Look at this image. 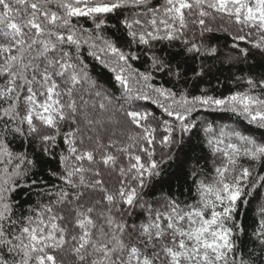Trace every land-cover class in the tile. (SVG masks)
Instances as JSON below:
<instances>
[{
	"label": "snow or ice",
	"instance_id": "1",
	"mask_svg": "<svg viewBox=\"0 0 264 264\" xmlns=\"http://www.w3.org/2000/svg\"><path fill=\"white\" fill-rule=\"evenodd\" d=\"M256 58L264 65V0H0V264H264ZM216 64L250 71L228 94L199 88ZM197 134L207 152L193 161ZM44 156L59 183L31 180L38 199L20 212L13 194ZM174 161L184 199L163 187ZM245 207L257 214L251 249Z\"/></svg>",
	"mask_w": 264,
	"mask_h": 264
},
{
	"label": "trees",
	"instance_id": "2",
	"mask_svg": "<svg viewBox=\"0 0 264 264\" xmlns=\"http://www.w3.org/2000/svg\"><path fill=\"white\" fill-rule=\"evenodd\" d=\"M87 26V25H86ZM235 26H230V31H234ZM247 32L248 29H245ZM217 40L221 45L225 43H231V38L226 34H218ZM242 47H246L249 45L241 42ZM88 62L94 63L88 58ZM249 64L253 65L251 71L261 72L264 71V65L259 62V58L255 60H250ZM249 64H241L236 68H231L229 65L220 66L216 64L213 68V72L210 77L206 78L205 81L199 83V88H208L209 90H215L216 94L224 93L228 94L230 90H236L238 85H236L233 81V77L236 75H247L250 71ZM137 66L141 67V70L144 69L147 65H142L140 62H137ZM243 69V71H241ZM96 72L100 75L102 79H106L107 76L105 73L97 66ZM219 81V87H217V82ZM155 83L159 86L160 84H164L165 87H171V85L167 82V78L163 76H157ZM194 94H199L198 89L192 88ZM147 107L149 110L156 112L157 115L161 114V110L157 108L156 105L152 104L148 101L139 102ZM202 116H206L208 120L215 121L217 124L220 123H230V124H238L243 127V122L239 121L238 117L234 116L231 113L225 112H206L201 114ZM254 134L259 136L264 132V130H253ZM194 143L192 147L188 150V156L193 161L201 156L202 154L207 152V149L201 144L200 136L197 134L194 136ZM11 148L14 152L27 151L29 153L30 158H36L39 155L38 149H33L26 142H22L20 139H12ZM58 161L55 158H50L47 156L40 158V163L35 169L31 170V173L23 178L20 183L21 187H19L16 192L13 194L14 200L18 202V211L23 212L26 211L30 204H34L38 199L35 194V189H30L28 184H30L33 179H45L49 184L51 183H59L55 177L49 176V170H57ZM162 176L165 179V183L163 185L165 190H171L177 196H180L181 199H184L188 195V184L190 181L186 177L185 170L181 167L179 161L170 162L169 164L164 166V171ZM183 192V195L181 193ZM241 219L245 223L248 237L245 238V247L251 249L254 247L252 243V233L254 228L256 227L257 214L251 207H245L241 209Z\"/></svg>",
	"mask_w": 264,
	"mask_h": 264
}]
</instances>
